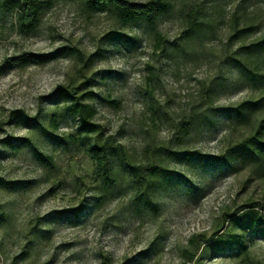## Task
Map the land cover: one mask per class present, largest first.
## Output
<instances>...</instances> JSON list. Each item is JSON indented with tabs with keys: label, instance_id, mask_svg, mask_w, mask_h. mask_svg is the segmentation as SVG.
Listing matches in <instances>:
<instances>
[{
	"label": "rangeland",
	"instance_id": "rangeland-1",
	"mask_svg": "<svg viewBox=\"0 0 264 264\" xmlns=\"http://www.w3.org/2000/svg\"><path fill=\"white\" fill-rule=\"evenodd\" d=\"M2 2L0 264H193L186 254L195 253L192 237L210 238L226 214L244 206L262 212L264 178L251 167L166 162L163 153L176 149L226 156L250 134L253 118L264 117L261 109L251 121L235 126L215 115L212 126L193 131L186 140L178 134V123L203 102L207 85L224 86L215 97L216 107L259 98L258 91L235 83L227 57L236 41L228 37L233 29H247L241 43L264 40V0L173 2L157 25L168 56L154 53L152 39L141 29H121L110 18L86 11L82 0H51L28 33ZM197 13L205 17L203 31L187 39L188 15ZM116 34L126 37L117 39ZM26 53L54 56L26 67L5 64ZM58 86L75 89L78 96L92 92L87 102L96 110L93 123L133 161L147 166L160 157L180 174L155 192L156 211L135 206L115 157L113 182L101 179L90 145L78 132L79 121L62 117L63 106L56 110L49 100ZM18 111L31 121L14 117ZM32 147L51 156L55 167L39 163ZM243 239L246 254L207 249L195 253V264H264V237Z\"/></svg>",
	"mask_w": 264,
	"mask_h": 264
},
{
	"label": "trees",
	"instance_id": "trees-1",
	"mask_svg": "<svg viewBox=\"0 0 264 264\" xmlns=\"http://www.w3.org/2000/svg\"><path fill=\"white\" fill-rule=\"evenodd\" d=\"M175 1L177 0H146L144 3H133L128 0H82V4L89 13L102 14L110 18L121 29L129 26L141 29L144 35L152 39L153 52L168 56L166 43L158 32L157 25L159 19L169 11ZM49 2L48 0H3L2 6L17 14L20 29L22 32L28 33L36 27L41 11ZM204 25L203 14H189L184 35L187 39L196 38L203 31ZM247 31V29L232 30L228 41L231 43L236 41L233 44L236 49L228 55L227 61L235 71V83L246 85L251 91H258L259 98L244 101L237 106L216 107L215 97L224 86L220 83L215 86L207 85L203 92V102L189 111L186 120L181 119L178 123V134L181 139L186 140L193 131L199 128L212 126V118L215 115H223L229 123L241 126L243 122L251 121L258 110L264 109V40L248 44L241 43L244 41ZM123 37L126 36L116 34L117 39ZM66 51L76 54L78 59L82 57L78 51L71 48H67ZM169 51L170 53H181L183 50L171 49ZM53 56V54L49 56L26 53L7 59L5 64L11 67H26L30 64L47 62ZM152 75L153 73H151ZM76 91L67 86H58L49 100L56 106V110L59 105L63 106L62 117L72 116L79 121L78 132L90 145V155L101 179L107 184L113 182L114 173L111 166L113 157H115L123 167L122 172L128 180L131 199L135 206L156 211L157 204L153 201L155 192L172 176L180 174L171 170L160 157L147 166L138 164L128 156L126 149L116 143L112 137L104 138L100 127L93 123L96 110L87 102L94 97V94L87 92L78 96ZM105 101L110 105L117 106V102L113 100ZM13 116L27 122L31 121L22 111L13 113ZM54 121L55 113L49 119L51 124ZM252 123L250 134L240 144L231 147L226 156L213 158L203 156L198 152L174 149L166 150L163 153V159L166 162L169 160L178 163L197 160L205 165L210 164L217 167L222 165L226 168L238 165L249 166L254 173L264 178V117L253 118ZM31 151L39 163L49 168L55 167L51 156L44 155L35 147H32ZM261 211L259 212L256 206L250 205L244 206L234 213L226 214L222 224L210 238L204 239V236H200L202 240L198 245L200 237L194 236L190 239L189 244L194 247L195 253L200 251L199 255L207 249L219 253L246 254L247 245L243 239L244 235L264 237V208H261ZM1 215L2 213H0ZM200 245L203 246L202 250L199 248ZM195 253L186 252L189 255L188 263H196Z\"/></svg>",
	"mask_w": 264,
	"mask_h": 264
}]
</instances>
